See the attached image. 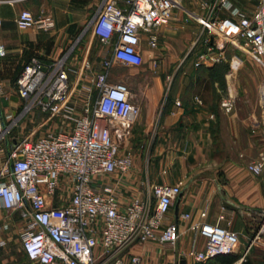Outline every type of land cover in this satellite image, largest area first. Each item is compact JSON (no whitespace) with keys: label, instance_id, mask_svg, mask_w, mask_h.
Instances as JSON below:
<instances>
[{"label":"built area","instance_id":"2783aa9c","mask_svg":"<svg viewBox=\"0 0 264 264\" xmlns=\"http://www.w3.org/2000/svg\"><path fill=\"white\" fill-rule=\"evenodd\" d=\"M249 1L251 6L236 0H199L205 13L196 18L208 33L201 60L221 61L223 55L213 53V44L222 35L239 42L264 69V0ZM175 8L176 0H103L90 29L101 43L112 44V51L98 68L88 59L90 45L83 54L68 51L48 61L32 56L23 65L15 82L22 107L14 116L0 114V209L10 212L8 219L18 212V236L33 263L141 264L139 256L122 254L131 243H177L179 226L165 223V217L181 191L179 184L152 185L154 203L150 198L135 197L125 204L119 199L117 183L133 164L120 146L140 108L131 100L127 83L109 80L116 63L143 62L144 36L155 47L156 29L169 24ZM15 22L19 29L51 31L55 26L48 14L28 9H22ZM259 93L264 104V80ZM220 105L231 112L234 98L227 96ZM261 114L254 126L264 130V106ZM40 118L48 127L45 134L35 139L25 135L9 148L4 145L21 120ZM263 166L260 155L248 168L259 174ZM206 215L204 209L201 216ZM3 227L7 229L8 222ZM191 229L195 237L185 255L197 261L229 254L238 243L235 231L217 223L204 220ZM260 230L255 240L264 247V219ZM198 235L204 238L202 249L196 248Z\"/></svg>","mask_w":264,"mask_h":264},{"label":"crops","instance_id":"0c3cea01","mask_svg":"<svg viewBox=\"0 0 264 264\" xmlns=\"http://www.w3.org/2000/svg\"><path fill=\"white\" fill-rule=\"evenodd\" d=\"M93 2L89 0L81 5L84 9L78 12L70 9L69 0L0 3V99L6 101L5 105L0 102L2 116L17 115L22 107L15 82L23 65L32 56L45 61L63 56L68 45L77 39L80 23ZM236 2L240 6L252 5L249 0ZM191 3L196 6L198 15H204L199 0ZM22 9L35 15L46 13L51 16L55 22L53 30L19 29L15 19ZM202 29L201 24L196 25L187 17L173 13L168 25L156 29L158 40L155 47L150 46L144 36L140 45L143 62L125 65L134 67L131 76H137L141 81L136 92L130 91L131 100L140 110L130 135L120 146L122 153L132 156L133 164L117 183L119 199L123 204L135 197L150 198L154 203L152 185L179 184L181 189L165 217V223L174 222L179 226L175 246L161 245L157 241H135L123 251L126 257L139 256L141 264H222L218 257L197 261L185 255L195 237L191 225L204 220L238 234L234 251L222 255L235 259L229 264L264 263L259 261L260 257L253 251L254 243H251L258 222L264 218V166L259 174L248 168L250 163L264 155V130L260 124L254 126L261 118L238 117L235 108L225 112L220 105L225 98L224 88H220L219 82H209L211 91L216 94L215 101L206 99L207 90L202 92L203 98L195 91V78L200 72L194 69L195 61L199 69L207 68L205 74L209 80L213 68L219 69L225 62L231 65L242 60L237 54L232 57L223 55L218 62L210 58L203 61L199 55L195 59L190 52L195 47L199 49L195 33L198 35ZM200 43L199 53L206 50L205 40ZM88 45L92 64L98 68L99 63L110 56L112 44L101 43L91 34L85 40V46ZM236 46L245 49L240 44ZM245 56L264 77V69L258 67L256 60L249 53ZM228 76H221L226 84ZM41 122V118L21 120L11 131L13 133L16 129V135H9L4 145L9 148L15 139L25 135L45 134L47 128ZM242 157L251 160L245 162ZM204 209L207 210L206 217L201 216ZM7 215L10 212L0 209V264H35L22 249L18 236L22 221L18 212H13L9 219ZM6 222L7 229L3 227ZM203 247L204 238L198 235L196 248Z\"/></svg>","mask_w":264,"mask_h":264},{"label":"rangeland","instance_id":"374dc122","mask_svg":"<svg viewBox=\"0 0 264 264\" xmlns=\"http://www.w3.org/2000/svg\"><path fill=\"white\" fill-rule=\"evenodd\" d=\"M101 1L102 0H94L93 6L88 8L87 14L84 15L85 16L84 21L80 23V28H79L77 39L75 40V42H72L71 44L68 45L66 52L71 51L72 53L77 52L78 54H83L86 48L85 40L88 39V37L91 35L90 21L92 17L95 15L98 5H100ZM190 1L192 2V0H180L181 6H177L178 8H175L173 13H177L181 16L187 17L194 24L200 25L196 18L198 17L197 16L198 13L195 12L196 6H194V3L192 4ZM87 2H89V0H69V3L71 4L70 9L75 12H78L79 10L81 11V9H84V8L80 6L83 4L85 5ZM189 12L191 13L194 12L193 14L195 15V17L189 15L188 14ZM71 15L73 17L78 16L76 14H71ZM207 34L208 33L206 32L205 29H202L198 33V35L197 33H195V41H199L197 42V44H199L198 45L199 49H201L200 42H204ZM219 38L220 39L217 40L218 44H213L214 46L213 53H221L222 55H225V57H232V55L237 54L241 56L242 60L240 63L236 64L234 62L231 65L230 63L225 62L221 64V67L219 69L213 68L215 71L214 72L215 76H212L211 78H209V80H207L206 78L207 75L205 74V72H207V68L204 66L203 68L199 69L195 61V63H193L195 65L194 69H197V71H200L199 74H197V78H195V85H194L195 91H197L199 95L202 97L203 96L202 92L207 90L208 92H206L207 94H205L206 99L215 101L216 94H214L213 91H211V84L209 82L210 81L219 82L220 88L222 87L224 88L223 96L227 97L230 94L231 97L234 98V108L236 110L238 117L261 118L262 108L264 104H263V100L260 98L259 87H260L261 82L264 80L263 75H261V72L258 70L259 68L258 69L254 68L253 65L250 64L248 60L245 58L246 57L245 54L248 53V51L246 49L236 46L239 44V42L232 43L228 39L223 37L222 35ZM198 50L195 47V49H193L190 52V54L195 59L200 54ZM88 59H90V56L88 57ZM198 60L200 59L198 58ZM90 62L92 63L91 59H90ZM238 65H239V68H237ZM258 67H261V66L258 64ZM133 68L134 67H128L123 64L121 65V64L116 63L110 71L109 80L111 82L124 81L125 83L129 84V88L131 92H136L139 84H141V81L138 80L137 76H134V77L131 76ZM223 74L230 75L227 78L228 79L227 84L226 82H224L223 78H221ZM128 76L130 78L129 81H128ZM20 102L21 101L19 100L18 103ZM51 127L52 126H50V128ZM46 128L48 127L46 126ZM15 131L9 134L10 137L11 135H16ZM36 137H38V135L34 134L31 138L35 139ZM241 159L245 162L248 160H251L250 158H246V157H242ZM219 160H221V158ZM263 219H261L258 222L257 229L252 234L251 243H254L253 251L256 253L257 256L260 257L259 261L264 262V247L261 243H258L257 240H255L257 232L261 231L260 229L262 228ZM255 262H257V260H255ZM106 264H112V261H108Z\"/></svg>","mask_w":264,"mask_h":264},{"label":"trees","instance_id":"16d2710c","mask_svg":"<svg viewBox=\"0 0 264 264\" xmlns=\"http://www.w3.org/2000/svg\"><path fill=\"white\" fill-rule=\"evenodd\" d=\"M215 71L214 70H212V72H211V74L210 75H212V76H215L214 73ZM216 257H218V260H219V262H221L222 264H229V263H231V262H233L235 259L233 258V257H230V258H224L222 255H219V256H216Z\"/></svg>","mask_w":264,"mask_h":264},{"label":"bare ground","instance_id":"6f19581e","mask_svg":"<svg viewBox=\"0 0 264 264\" xmlns=\"http://www.w3.org/2000/svg\"><path fill=\"white\" fill-rule=\"evenodd\" d=\"M176 4H177V6H181L180 0H176ZM189 13L195 17V15L193 13H191V12H189Z\"/></svg>","mask_w":264,"mask_h":264},{"label":"water","instance_id":"95a60500","mask_svg":"<svg viewBox=\"0 0 264 264\" xmlns=\"http://www.w3.org/2000/svg\"><path fill=\"white\" fill-rule=\"evenodd\" d=\"M0 102H2V104H4V105L6 104V101H5L4 98H1V99H0ZM0 113H1V109H0ZM182 264H184V263L182 262Z\"/></svg>","mask_w":264,"mask_h":264}]
</instances>
